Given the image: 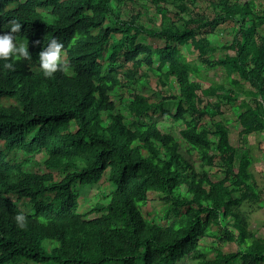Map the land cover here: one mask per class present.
I'll return each mask as SVG.
<instances>
[{
  "label": "trees",
  "instance_id": "trees-1",
  "mask_svg": "<svg viewBox=\"0 0 264 264\" xmlns=\"http://www.w3.org/2000/svg\"><path fill=\"white\" fill-rule=\"evenodd\" d=\"M11 19L31 58L0 59V264H264L244 207L262 198L252 155L214 118L228 105L242 133H264L263 2L0 0V31ZM221 24L233 34L217 45ZM53 35L62 67L45 77L38 52ZM204 68L222 82L207 84ZM138 72L161 98L137 91ZM36 155L46 171L31 168ZM100 179L108 191L81 202L73 186ZM151 191L169 205L161 223L141 208Z\"/></svg>",
  "mask_w": 264,
  "mask_h": 264
},
{
  "label": "rangeland",
  "instance_id": "rangeland-1",
  "mask_svg": "<svg viewBox=\"0 0 264 264\" xmlns=\"http://www.w3.org/2000/svg\"><path fill=\"white\" fill-rule=\"evenodd\" d=\"M264 3V0H257ZM135 7H138V4L135 5ZM124 17V15H122ZM232 28L226 26L225 24H221L220 26H213V30L210 31L209 37L211 41L214 44L217 45H223L224 43H228L231 41L232 38ZM229 53H232L231 50L228 51ZM201 75L204 74V81L208 84L211 81L215 80L217 82H222V77L224 75V72L221 70L213 69H202ZM140 76V72L135 74V83L137 82V91H142V93H145L148 96H153L154 98H161V94H158L156 92V85L155 80H153V76H151L148 79L144 78V80H148V82H143V80H140L138 77ZM226 87H230L228 82H225ZM223 90H218L219 93H222ZM128 92H125L124 94H127ZM239 97H242L240 95ZM238 97V99H239ZM209 99L211 101H214L216 98L214 96H209ZM168 109L170 112L174 111V105L172 103H169ZM238 111L236 108H232L230 106H226V108H223L221 115L214 116L215 119H223L224 122H226V125L229 128V139L230 142L237 148V154H241L242 152H246L248 154L252 155L253 162L251 165V170L254 173V177L256 180L257 189L260 190L261 200L258 203H251L246 204L244 207L249 212V227L254 230L256 235H259L261 233H264V133H255L250 132L248 133H242V127L238 121ZM154 119H157L159 123H161L162 129L165 130L166 124L170 123L169 118L167 117V114H161L154 116ZM206 124H208L209 127H212L211 121H206ZM178 129L179 126L177 125L176 128L173 129V134L178 136ZM35 161H37V164L34 163V165L31 167L34 171L37 172H44L46 171V168L42 164V158L40 155H36L33 157ZM57 175V173H55ZM221 175V176H220ZM223 174L218 173L217 176H213V179L222 177ZM105 176V175H104ZM110 186L109 182H107L105 179H100L99 182L90 184V185H82L75 184L73 186L74 189L78 190L79 193V200L82 202L86 201H96L100 198L101 191H108V187ZM148 194H152L148 197V204L142 203L141 208L143 210V214L146 213V208L151 211V214L148 215L150 218H153L156 222L161 223V219L167 217L169 205L164 201L161 203L159 201L163 198V193L158 192H149ZM19 205L23 207V202H19ZM92 215V214H91ZM173 214L170 213L169 217L172 218ZM222 241H217V238L215 236H207L203 238L201 241L204 244L217 246L222 248L223 250H226L229 247H233L235 245L232 242H227L226 239L223 237L221 239ZM240 262L237 261L235 264H239ZM179 264H193L190 262V260L185 259L181 260Z\"/></svg>",
  "mask_w": 264,
  "mask_h": 264
},
{
  "label": "clouds",
  "instance_id": "clouds-1",
  "mask_svg": "<svg viewBox=\"0 0 264 264\" xmlns=\"http://www.w3.org/2000/svg\"><path fill=\"white\" fill-rule=\"evenodd\" d=\"M7 24L8 31H0V59L4 60L3 68L12 69L14 67L12 61L20 58L30 59L31 57L26 49V45H17L14 42L13 34L20 30L21 22L16 19H11L7 21ZM62 47V42L53 35L38 52L39 67L43 76L50 77L58 68L62 67L60 63ZM9 58H11V60ZM14 220L18 227H26L25 217L22 213H17L14 216Z\"/></svg>",
  "mask_w": 264,
  "mask_h": 264
}]
</instances>
